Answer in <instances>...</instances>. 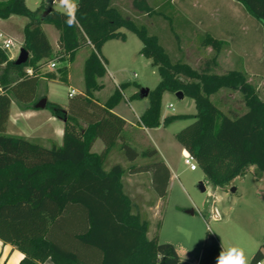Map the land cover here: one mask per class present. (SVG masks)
Instances as JSON below:
<instances>
[{
    "label": "trees",
    "instance_id": "trees-1",
    "mask_svg": "<svg viewBox=\"0 0 264 264\" xmlns=\"http://www.w3.org/2000/svg\"><path fill=\"white\" fill-rule=\"evenodd\" d=\"M145 1L147 6L140 7L135 0V8L147 15L154 13ZM235 1L264 23V0ZM77 4L78 10L73 13L72 8L66 15L53 9L31 12L24 0H0L1 20L10 16L28 20L21 48L29 54L25 65L14 66L0 49V241L22 254L18 264H44L47 260L53 264H182L171 244L158 242L161 221L148 239V222L132 212L134 207L121 192L124 174L149 173L151 190L164 200L170 173L154 148L137 152L128 143L125 121L111 112L123 98L120 88L123 90L124 85L104 103L93 97L98 80L106 73L100 50L107 41H124L120 30L129 31L141 42L139 54L156 67L159 81L148 93V107L139 118L141 127H167L185 117L170 116L160 121L164 93L180 92L193 100L196 112L192 122L174 139L212 186L242 176L249 166L257 178L264 173V100L240 72H196L181 60H171L158 39L149 35L145 26L122 16L111 0H78ZM69 15L74 19L71 27L66 24ZM42 24L58 32L60 55L66 57L54 72H42L54 58ZM201 43L215 53L222 44L209 35ZM82 48H89L83 63V91L68 99L65 111L54 103L46 102L45 106L53 116L64 119L62 144L43 147L6 135L11 103L33 108L39 100L40 79L65 84L67 64ZM221 89L240 93L246 112L234 118L222 114L209 100ZM96 141L103 149L93 154ZM118 144L130 165L126 169L113 165L105 172L102 164ZM139 158L148 161L138 164ZM220 251L216 238L205 233L201 262L217 264ZM263 260L264 237L250 264Z\"/></svg>",
    "mask_w": 264,
    "mask_h": 264
},
{
    "label": "rangeland",
    "instance_id": "rangeland-1",
    "mask_svg": "<svg viewBox=\"0 0 264 264\" xmlns=\"http://www.w3.org/2000/svg\"><path fill=\"white\" fill-rule=\"evenodd\" d=\"M147 1L154 13L147 15L143 12L132 13L122 9L121 15L130 17L137 25L145 26L149 35L158 39L160 46L171 60H181L196 72H202L205 69L216 75L231 71L240 72L244 75L246 82L255 88L258 97L264 100L263 22L246 15L247 19L241 21V25L237 24L230 28L234 31V35H231L229 41L232 40L231 44H235L238 43L236 41L238 39L242 45L245 44L247 57H238L236 52L232 55L226 51L223 52V43L215 53L213 49L207 51V46L202 45L201 42L209 34L214 35L209 28L204 27L205 12L212 10L214 17H208L210 21L220 20L223 14L220 1L172 0V4L168 3L169 5L166 3L167 0ZM156 1L162 4L157 5ZM163 1H166V4H163ZM29 5L33 7L32 4L29 3ZM52 7L53 10L65 12V7L61 4H55ZM23 21L27 22L24 19ZM198 23L201 25L196 27L194 24ZM214 29L218 30V28ZM19 30L20 24L17 18L7 25V31L10 33ZM45 32L54 47L51 33L54 29L48 26L45 27ZM128 34V41L123 45L122 54H118L111 47L107 50L111 53L113 63L118 69L114 74V79L118 85H124L123 90L120 88L123 98L114 110L133 123L136 121L133 111L136 112L137 107L133 104L135 99H129V97L135 93L132 97L136 98L140 89L154 90L159 76L151 61L138 53L141 46L139 39L132 33ZM9 37L14 47L8 49L7 53L16 59L21 44L14 36ZM123 55L124 58L121 60ZM83 57V53H78L76 63L71 70V81L58 87L55 85L53 88V97L59 103L66 99L67 91L74 90L75 95L83 91L82 77L79 76L78 71V65H82ZM50 62L55 64L56 69L57 66L61 67L64 64L61 59H52L46 65ZM46 65L42 72L48 71ZM105 75L97 82V88L93 92L94 98L100 103H104L115 89L119 90V87L111 85ZM209 100L229 118L238 117L246 112L243 98L236 91L221 89L210 96ZM148 101V98H144L143 105H148ZM24 108L32 109L31 107ZM132 108H134L133 111ZM44 110L49 111V109ZM195 112L192 99L188 97L178 99L175 94L164 93L161 98L160 121L170 116H186L174 120L167 127L160 126L159 129L156 128L157 130L148 131L143 138L135 135L132 130L130 131L132 133L128 135L132 140V147L137 152H142L153 145L158 149L160 157L170 165L172 181L168 186L165 199L160 200L156 197L147 185L145 177L135 179L124 174L120 180L121 192L134 207L132 212H137L142 220L147 222L151 220L155 232L158 222L161 221L159 232L161 243H168L172 246L174 244L177 249L183 247L191 257H196L204 243L205 233H208L216 238L220 245L228 243L245 250L250 246L251 239L259 237L258 219L262 215L263 207L254 196V189L256 183L264 188V182H261L260 178L257 179V173L252 166H249L242 176L235 177L222 186H212L197 167L194 171H190L184 165L180 146L174 139V135L192 122L191 116L195 115ZM21 121L25 122L24 118ZM118 146L119 144L109 152L103 162L102 167L105 172L113 165H119L123 169L130 165ZM101 147V143L97 141L91 152L98 154ZM147 161L139 158L136 163L141 164ZM200 186L204 189L203 192L200 191ZM189 211H193L194 214H188ZM214 213L218 215L217 221L212 219ZM176 229H180L179 233L175 231ZM226 231L230 235L225 234Z\"/></svg>",
    "mask_w": 264,
    "mask_h": 264
},
{
    "label": "crops",
    "instance_id": "crops-1",
    "mask_svg": "<svg viewBox=\"0 0 264 264\" xmlns=\"http://www.w3.org/2000/svg\"><path fill=\"white\" fill-rule=\"evenodd\" d=\"M144 1L145 0H136V3L138 2L137 4L140 7L141 6H147V2L146 1L144 2ZM218 1H220V4H221L220 7L223 11L222 17L220 18V20H217L215 22L210 21L208 17L211 18V17H214V15H212V13H211L212 10H209V11L206 10L204 27L209 28V30H211V32L214 34V35L209 34L210 37H212L213 39L218 40L221 43H223V45H222L223 52L226 51L227 53H231V55H232V53L236 52L238 57H244V56L247 57V55H245V53H247V49L245 47V44L242 45V43L238 39L237 40L235 39L238 43L231 44L232 40L229 41V38L231 37V35H234V31L231 30L230 28H232L233 26H235L237 24L241 25L240 24L241 21H245V19H247L246 15H248V14L243 9V7L240 4H238L235 0H218ZM77 2H78V0H76V4H77ZM156 2H157V5L162 4V3H160V1H156ZM165 2L166 1H163V4H165ZM168 2L172 4V0H169ZM29 3L32 4L33 7H31L29 5ZM24 4H25L26 8L31 12L36 11L38 8H41L44 11H48L49 9H53L52 6L55 4H61L65 7V12H62V13L70 12L73 8L72 0H58V2L55 4H52L51 0H24ZM111 5L119 8L120 10L123 9V10L131 11L132 13H137L139 11L135 8V0H111ZM248 16H250V15H248ZM16 18L19 20L20 30L18 32L10 33L7 31V25H9ZM21 18H22V20H21ZM23 19L27 20L26 18L18 17V16H10L9 18H7L5 20L0 19V34L4 35L7 38H10L9 37L10 35L14 36L15 38H17L19 40L20 44L22 45L23 28H24L25 24L28 22V20H27V22H24ZM20 20H21V22H20ZM194 25L197 27L198 25H201V24L198 23V24H194ZM48 26H51V25L42 24L40 27H41L44 35L46 36V38L49 42V45H50L51 50H52V55L54 56L53 59H61L62 61H65L66 57L60 55V51L58 48L59 34L55 30H54V32H51L52 38H53L52 40H53L54 45H55L53 47V44L48 39L46 32H45V27H48ZM214 28H218V30H215ZM263 31H264V27H263ZM120 32H122L125 36L124 41H119V40L107 41L106 43H104V45L102 46V48L100 50V54H101L102 58L105 60V70H106L105 76L108 77L107 79L110 80L111 85L113 84L112 85L113 87H119L120 86L116 83V81L114 79V74L118 71V69L114 65L113 57H112L111 53L108 52L107 48L111 47V48L115 49V51H117L118 54H122V52L124 50L123 45H125V43L128 41V35H129L128 33H131L129 31H125V30H120ZM141 47H142V45L140 46L138 53L140 52ZM206 50L212 51V48L208 46L206 48ZM78 53L84 54V57L81 60L82 65L81 66L78 65L79 76L81 75V77H82L81 81H82V86H83V73H82L83 72V63L89 54V48H82V49L78 50L74 55L73 61L69 62L67 64L66 83L68 84L71 81V70H72V67H74V65L76 63V58H77ZM6 54H8L7 55L8 60H13V61L15 60L14 57L11 56L9 53L6 52ZM121 57H122L121 58V60H122L124 58V55ZM50 63H52V62H50ZM50 63H48V64H50ZM46 66L48 67V65H46ZM55 69H56V66L54 69H50L48 67L47 72H54ZM100 80H98V81H100ZM61 84H64V83L58 81L57 79L56 80H47L44 78L40 79L38 86H37V96H39V99L46 98L47 102L57 104L61 107V109L63 111H65L67 103H68V99H69L68 93L71 90L67 91V97L62 103H59L53 97V93H54L53 88L55 87V85H57L56 87H58ZM132 96L129 97V99L130 98L135 99L133 104L137 107V110L135 109L136 112H134L133 111L134 108H132V111H133V113H135V117H136L135 122H133V123L129 122L123 115H120L119 113L115 112V110H114L115 107L111 110V112L113 114L119 116L120 118H122L125 121V123H126V127H125L126 136H128L130 133L134 132L135 135H137L140 138H143L148 131L157 130L160 127L157 129H145L139 125V118L143 114V112L146 110L148 105H143V103H142L143 99H140V102H138L139 98L136 99ZM93 97H94V95H93ZM124 100L128 101V100H126V98H124ZM139 103H141V104H139ZM182 116H186V115H182ZM22 118H24L25 122L21 121ZM63 130H64L63 119H60V118L53 116L50 111H46L44 109L43 110H35L34 108H32L30 110H26L24 108V106L18 105L15 102H12L10 105L9 118H8V122L6 125V130H5L6 135L14 136V137H22V138H24L30 142L39 144L43 147H50L51 145L60 146L62 144ZM131 130H132V132H130ZM128 138L130 140L128 143L131 145L132 140L130 139L129 136H128ZM95 143H94V145H95ZM101 145H102V143H101ZM150 146L157 151L158 159L161 160L166 165L167 169L169 170V173H170V179H169V183H168V186H169L171 181H172L171 167L167 163V161H165L164 159H162L160 157L158 149L155 148L153 145H150ZM102 149H103V146L100 148V151ZM179 149H180V154H181V158H182V154H187V152L185 150H183L181 147ZM143 175H145V176H143ZM129 177H133L135 179H140L141 177H145V180L147 181V185H149V187H150L151 175L149 173L132 175ZM263 177H264V173H262L260 175V177H258L257 179L260 178L259 180L261 182L262 181L264 182ZM254 196H256V198L258 199V202H260V205L263 207L262 215H260V217L258 219L259 220V228H260V233L258 235L259 237L251 239L252 242H251L250 246H248L247 249H245V250L242 248H239L238 246H235L233 244L227 243V244L222 245V243H221V245H220V242L218 241L221 251L227 250L230 247H236L238 249H242L244 252L246 264H250L251 258L253 257L254 253L259 248V246L261 245L263 237H264V188H261L260 184H258V183L255 184ZM212 219L217 221L218 215L214 213ZM148 224H149V227H148V231H147L146 236L148 239H150L155 231H154L153 225L151 224V220H149ZM160 230H161V226H160V229L158 231V242L159 243H161L159 240ZM175 231L179 233L180 229H176ZM225 234L230 235L229 232H227V231L225 232ZM173 246H174V249H175V251L179 257V260L182 264H202L201 259H200L201 249H200V252L198 253V255L196 257H191L188 254L187 250L184 249L183 247H179L180 249H177L174 244H173ZM202 246H203V244H202ZM202 246H201V248H202ZM221 251H220V253H221ZM220 253H219L218 257L220 256ZM22 258H23L22 254L19 253L17 250H15L12 246L7 245V244H3L0 241V264H18ZM189 260H191V261H189ZM44 264H53V263L50 260H47L44 262ZM261 264H264V260L261 261Z\"/></svg>",
    "mask_w": 264,
    "mask_h": 264
},
{
    "label": "clouds",
    "instance_id": "clouds-1",
    "mask_svg": "<svg viewBox=\"0 0 264 264\" xmlns=\"http://www.w3.org/2000/svg\"><path fill=\"white\" fill-rule=\"evenodd\" d=\"M73 2V13L78 10V4H76V0H72ZM68 15V13H66ZM74 19L71 15L66 20V24L68 26H73ZM217 264H246L244 252L242 249H238L236 247H230L227 250L221 251L220 256L217 258Z\"/></svg>",
    "mask_w": 264,
    "mask_h": 264
},
{
    "label": "water",
    "instance_id": "water-1",
    "mask_svg": "<svg viewBox=\"0 0 264 264\" xmlns=\"http://www.w3.org/2000/svg\"><path fill=\"white\" fill-rule=\"evenodd\" d=\"M45 14H46V12H45ZM28 58H29L28 52L26 50H24L23 48H20L19 54H18L17 58L14 60L13 64H14V66H23L26 64ZM148 93H149V90L140 89V91L138 92V98L139 99L147 98ZM175 96L178 99L183 98V95L180 92L175 93ZM46 102H47L46 98H41L34 104L33 108L35 110H43V109H45ZM63 122H64V119H63ZM203 190L204 189L200 186V191L203 192ZM231 192H234V190H231ZM188 214L193 215V211H189Z\"/></svg>",
    "mask_w": 264,
    "mask_h": 264
},
{
    "label": "built area",
    "instance_id": "built-area-1",
    "mask_svg": "<svg viewBox=\"0 0 264 264\" xmlns=\"http://www.w3.org/2000/svg\"><path fill=\"white\" fill-rule=\"evenodd\" d=\"M58 0H51L52 4L57 3ZM14 47L13 41L10 38L5 37L4 35L0 34V49L4 52H7L8 49ZM48 67L50 69H54L55 68V64L54 63H50L48 65ZM26 74L30 75L31 72L30 70L26 71ZM1 93V90H0ZM73 95H75V92L73 90H71L68 93V97H72ZM182 158H183V163L185 166H187V168L190 171H194L196 169V164L194 159L192 158V156H190L188 153L187 154H182ZM256 264H261V262H257Z\"/></svg>",
    "mask_w": 264,
    "mask_h": 264
}]
</instances>
